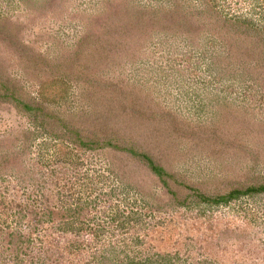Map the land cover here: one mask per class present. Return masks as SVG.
I'll list each match as a JSON object with an SVG mask.
<instances>
[{
  "label": "rangeland",
  "instance_id": "rangeland-1",
  "mask_svg": "<svg viewBox=\"0 0 264 264\" xmlns=\"http://www.w3.org/2000/svg\"><path fill=\"white\" fill-rule=\"evenodd\" d=\"M261 184L264 0H0V264H264Z\"/></svg>",
  "mask_w": 264,
  "mask_h": 264
},
{
  "label": "trees",
  "instance_id": "trees-1",
  "mask_svg": "<svg viewBox=\"0 0 264 264\" xmlns=\"http://www.w3.org/2000/svg\"><path fill=\"white\" fill-rule=\"evenodd\" d=\"M8 91L10 92L9 88L5 89V97H7ZM11 98L17 103V105L21 102L18 101V99L14 98L12 96V92H10ZM20 105V104H19ZM79 139V138H78ZM81 145H87V144H81ZM113 147V146H112ZM126 150V148H125ZM127 152L131 155V158L135 161H138L142 163V166H144L150 173L151 175H154L158 180L164 185L168 192V185H167V180H172L173 176L171 173L166 171L163 167L158 165L156 161L153 159V157L149 156L147 152H137L136 150L132 149H127ZM191 191H193V197L197 198L199 202L201 203H209V204H227L229 201L233 199H237L240 196H250L254 194H264V184H261L260 186L257 187H248L244 190H232L226 195H217V196H206L204 194H199L197 191L193 190L190 188ZM171 195L173 194L175 196V193L168 192Z\"/></svg>",
  "mask_w": 264,
  "mask_h": 264
}]
</instances>
